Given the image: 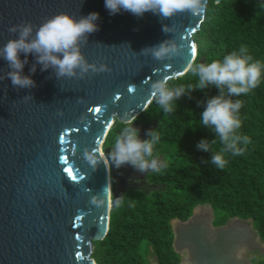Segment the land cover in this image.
<instances>
[{
    "label": "water",
    "instance_id": "obj_1",
    "mask_svg": "<svg viewBox=\"0 0 264 264\" xmlns=\"http://www.w3.org/2000/svg\"><path fill=\"white\" fill-rule=\"evenodd\" d=\"M62 12L77 19L99 13L98 31L81 52L90 65L109 71L57 79L51 68L41 71L37 65L33 74L35 57L29 54L23 74L35 87L16 88L5 78L9 69L0 59V264H97L94 243L108 236L115 197L136 190L131 184L154 172L112 164V147H104L109 132L116 122H133L144 140L147 130L157 129L156 120L145 124L138 119L154 101L151 83L186 75L198 54L193 36L206 19V12L171 18L152 12L137 17L123 10L112 15L105 0H0V47L17 38L9 31L12 26L31 23L35 28ZM164 25L170 33L162 30ZM167 39L181 49L171 59L141 54ZM97 107L101 112L90 111ZM93 149L95 165L84 155ZM66 167L73 168L75 181ZM97 195L103 198L99 206L91 203L100 200ZM203 207L187 222L173 221L175 251L183 257L185 249L192 264H252L245 250L254 251L259 238L250 221L233 219L214 227V211L204 216L197 212Z\"/></svg>",
    "mask_w": 264,
    "mask_h": 264
},
{
    "label": "trees",
    "instance_id": "obj_2",
    "mask_svg": "<svg viewBox=\"0 0 264 264\" xmlns=\"http://www.w3.org/2000/svg\"><path fill=\"white\" fill-rule=\"evenodd\" d=\"M198 46L196 64L222 59L245 46L248 54L264 63V3L259 0H210L206 19L193 36ZM198 77L192 71L168 82L169 88L195 87ZM218 94L209 86L195 89L174 102L167 115L154 100L138 119L147 124L159 123L155 130L160 139L153 156L164 167L151 172L146 185L132 190L111 211L108 236L95 242L93 258L97 264H181L174 249L173 221L187 222L196 208L209 206L214 211L215 226L233 219L250 221L264 243V75L260 84L241 100V127L237 134L248 136L241 144L242 155L225 153L223 169L210 163L211 153L223 147L211 127H204L201 113L204 102ZM127 125L116 122L106 139L105 148L113 147L116 135ZM207 139L210 152L201 151L197 143ZM215 139L216 143L211 144ZM146 243L145 254L142 246ZM264 264V257L259 258Z\"/></svg>",
    "mask_w": 264,
    "mask_h": 264
},
{
    "label": "clouds",
    "instance_id": "obj_3",
    "mask_svg": "<svg viewBox=\"0 0 264 264\" xmlns=\"http://www.w3.org/2000/svg\"><path fill=\"white\" fill-rule=\"evenodd\" d=\"M105 7L110 14L115 15L120 11H127L137 17H142L146 12H152L162 18H171L178 13L188 12L192 16H203L207 8V0H105ZM99 13L92 12L78 19L68 13H59L46 18L39 26L31 23H21L12 26L9 31L17 33V38L9 39L0 47V59L7 63V79H10L13 87L32 88L35 81L30 75H24V66L28 63L29 54L35 57V62L30 68L31 73L36 72V66L41 65V71L52 69L57 79L62 77L83 78L89 71H109L104 66L99 68L90 65L81 52V46L88 43L90 34L98 31ZM165 33H170L169 27L163 26ZM180 47L173 39H167L161 43L145 47L141 54H151L157 60L171 59L180 53ZM24 54L25 59L20 56ZM195 55V47L193 48ZM188 70L198 77V84L174 88L168 87L170 77L155 80L151 83V97L163 109L165 115L174 110V102L185 94H190L195 89L204 90L209 86L218 89V94L209 97L204 102V110L201 120L204 127H211L214 134L219 137L223 147L218 152H210V142L202 139L197 143L201 151L210 152V163L219 169H223L227 163L225 153L242 155L244 148L240 145L250 143L248 136L237 134L241 127L239 110L243 106L241 100L233 101L232 96L246 95L256 88L264 75V63L255 60L248 54L245 46L239 51H232L222 59H213L210 62L196 64L193 61L188 65ZM2 79V78H0ZM134 88L130 87L129 91ZM140 130L133 126V122L123 127L116 135L110 158L117 168L130 165L136 171L147 173L148 171L159 172L164 165L159 163L153 156L154 145L160 137L155 130H147L148 139L142 140ZM213 139L211 144H215ZM96 149L90 154L85 150V158L95 165ZM107 194V190H106ZM91 203L99 206L102 203L101 196ZM123 195L115 197V206L119 207Z\"/></svg>",
    "mask_w": 264,
    "mask_h": 264
},
{
    "label": "flooded vegetation",
    "instance_id": "obj_4",
    "mask_svg": "<svg viewBox=\"0 0 264 264\" xmlns=\"http://www.w3.org/2000/svg\"><path fill=\"white\" fill-rule=\"evenodd\" d=\"M151 173V172H150ZM132 187L134 189H139L141 190L145 185H146V181L144 182H137L136 185L135 184H131ZM206 207V206H205ZM211 208V207H210ZM211 211H212V208H211ZM211 214V213H210ZM215 221L213 222V226L214 227H217L215 226ZM220 227V226H219ZM257 233V231H256ZM258 235V233H257ZM258 242L256 243V249L254 251H247L245 250V255H246V259L249 260L252 264H261V260H259V258H262L264 257V243L261 241L259 235H258ZM257 248H260L257 250ZM182 257V256H181ZM152 261L155 263V264H158V262H156V259H152ZM181 264H192L190 262V256L187 254L186 250L184 249L183 251V257H182V261H181Z\"/></svg>",
    "mask_w": 264,
    "mask_h": 264
},
{
    "label": "snow or ice",
    "instance_id": "obj_5",
    "mask_svg": "<svg viewBox=\"0 0 264 264\" xmlns=\"http://www.w3.org/2000/svg\"><path fill=\"white\" fill-rule=\"evenodd\" d=\"M194 48V47H193ZM193 48H192V52H193ZM195 52H196V49H195ZM90 111H93V112H96V113H99L101 112V108L100 107H97V108H94V109H90ZM64 163L67 164V160H64ZM65 172H67V174L71 177V179L73 181H75L77 179L76 175L73 174V168L72 167H66L64 169Z\"/></svg>",
    "mask_w": 264,
    "mask_h": 264
},
{
    "label": "rangeland",
    "instance_id": "obj_6",
    "mask_svg": "<svg viewBox=\"0 0 264 264\" xmlns=\"http://www.w3.org/2000/svg\"><path fill=\"white\" fill-rule=\"evenodd\" d=\"M202 211L204 216H207L208 214L211 213V208L209 206H204L203 208H200L197 212ZM147 248L146 243L143 244L142 246V252L145 254V249Z\"/></svg>",
    "mask_w": 264,
    "mask_h": 264
}]
</instances>
